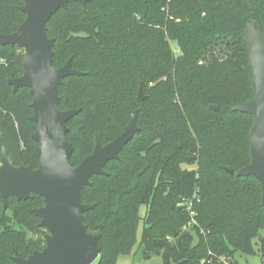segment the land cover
Masks as SVG:
<instances>
[{
    "label": "trees",
    "instance_id": "16d2710c",
    "mask_svg": "<svg viewBox=\"0 0 264 264\" xmlns=\"http://www.w3.org/2000/svg\"><path fill=\"white\" fill-rule=\"evenodd\" d=\"M22 4L0 0V34L23 21ZM251 21L264 32V0H91L85 10L69 1L47 21L53 66L71 58L84 72L58 88L60 109H80L66 122L70 163L91 153L94 139L104 145L119 135L136 110L138 131L82 191L94 205L83 222L100 234L93 264L130 253L139 220L144 257L159 255L163 264H237L235 252L264 257L260 183L235 175L250 160L252 117L232 108L252 96L243 36ZM22 57L21 48L0 45V148L15 165L36 167L31 97L7 83L21 75ZM42 204L37 194L9 195L2 210L0 198V264H15L14 250L27 257L44 246L45 229L30 212Z\"/></svg>",
    "mask_w": 264,
    "mask_h": 264
},
{
    "label": "water",
    "instance_id": "95a60500",
    "mask_svg": "<svg viewBox=\"0 0 264 264\" xmlns=\"http://www.w3.org/2000/svg\"><path fill=\"white\" fill-rule=\"evenodd\" d=\"M22 1L20 10L25 18L13 32L0 34V45H15L23 51L21 75L8 78L7 83L12 85L13 91L19 87L28 89L32 108L29 118L36 123L31 137L39 144L40 155L36 167L15 165L5 147L1 146L0 198L2 210H5L9 195L16 200L30 198L32 194L41 196L43 204L30 212L39 217V226L45 229V233L44 246L40 250L32 251L27 257L14 250L11 259L15 264H93L100 252V234L88 231L83 222V213L94 205L82 201V191L91 184L92 175L105 174L104 165L109 160L118 159L119 152L138 131L136 110L119 135L104 145L94 139L92 152L77 165H72L73 148L67 138L69 128L66 122L80 109H60L58 88L65 77L84 72L71 67V58L61 66H53L54 38L47 36L46 23L69 1L79 3L85 10L86 2L91 0ZM243 36L248 47L252 96L232 110L252 117L250 160L235 175H252L259 181L264 207V32L251 21L244 27ZM137 97L140 100L145 97L142 82ZM226 171L234 173L232 169Z\"/></svg>",
    "mask_w": 264,
    "mask_h": 264
},
{
    "label": "rangeland",
    "instance_id": "374dc122",
    "mask_svg": "<svg viewBox=\"0 0 264 264\" xmlns=\"http://www.w3.org/2000/svg\"><path fill=\"white\" fill-rule=\"evenodd\" d=\"M166 40L168 38L166 37ZM171 47L175 54H178L177 44L172 41ZM145 206H140L139 215L142 216L144 214ZM142 230V220H139L137 225L136 232V242L130 253L120 254L117 259V264H163L162 258L159 255H152L149 258H145L143 255L142 246L140 245V236ZM264 234V230L260 231V235ZM258 242V240H255ZM255 245V249H256ZM234 259L237 261V264H264L261 257L258 253L255 254H243L239 252L234 253Z\"/></svg>",
    "mask_w": 264,
    "mask_h": 264
},
{
    "label": "built area",
    "instance_id": "2783aa9c",
    "mask_svg": "<svg viewBox=\"0 0 264 264\" xmlns=\"http://www.w3.org/2000/svg\"><path fill=\"white\" fill-rule=\"evenodd\" d=\"M190 208V206H188V209ZM222 260L226 263V264H228L229 263V260H226L225 258H222ZM262 261H264V257L262 258Z\"/></svg>",
    "mask_w": 264,
    "mask_h": 264
}]
</instances>
